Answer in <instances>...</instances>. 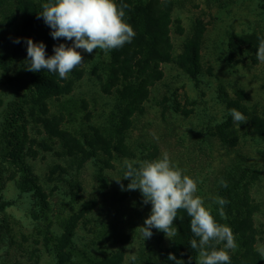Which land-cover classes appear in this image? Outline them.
<instances>
[{"label":"rangeland","instance_id":"1","mask_svg":"<svg viewBox=\"0 0 264 264\" xmlns=\"http://www.w3.org/2000/svg\"><path fill=\"white\" fill-rule=\"evenodd\" d=\"M173 2L171 41L175 55L180 53L183 41L192 35L195 27L204 29L200 50L201 74L195 82L175 65H162L163 79L151 89L143 114L134 118L125 133V143L133 153V159L114 153L110 160L101 156L104 164L90 162L82 166L84 168H77L81 164L78 166L76 159L67 157L55 140L50 142L51 151L38 150L35 159L28 153V144L21 146L22 136L18 140L12 138L10 143L0 141V146L14 150L18 156L14 164H10L7 158H3L4 164H0L2 179L15 176L5 182L1 190L3 197L11 199L13 205L0 212V220L15 221L28 229L37 226L31 213L35 202L33 192L18 198V183L25 178L20 170L25 166H30L46 193L63 195L62 199L59 198L63 202L51 197L54 200L47 215L54 228L67 217L69 185H78L85 200H96L93 213L86 216L87 220H80L75 230L72 260L76 264L98 263L104 252L113 250L124 253L122 264H133L130 254L137 256L135 264H160L157 242L160 231L153 228L151 238L144 240L138 229L150 215L151 205L143 203L139 190H127L130 181L123 178L125 160H153L164 152L175 165L185 170L186 175L197 181V195L204 199V206L210 207L212 214H218L219 206L214 200L220 197L221 179L227 182L243 171L257 173L250 194L259 206L254 219L262 237L258 249L264 257V134H257L260 129L264 131V62L257 60L256 51L245 48L229 58V44L234 37L251 33L264 37V0ZM2 3L1 6L8 11H0V18L4 14L11 13L12 16L9 0ZM4 23L2 21L0 32L12 31ZM14 24L16 26L17 21ZM179 28L181 34H178ZM3 50L4 46L0 48V55ZM78 51L83 56L84 75L75 82L69 94L49 101L50 113L63 115L61 127L67 131L81 133L92 125L113 135L117 126L118 100L113 95H104L100 88L109 53L100 49L91 54ZM22 61H25L24 56L11 65V75L17 70L23 72ZM20 93L6 83L0 69V130L7 129L5 120L11 114L10 105L21 99ZM233 108L247 118L246 123L233 121L228 111ZM26 127L30 138L37 141L48 138L43 132L37 134L33 124ZM32 149L37 147L32 145ZM106 163L111 164V168H107ZM99 166L102 171L97 170ZM63 170L67 175L62 174ZM102 177L105 180L102 181ZM34 205L40 214L36 202ZM124 236L130 239L121 244L122 238L119 239Z\"/></svg>","mask_w":264,"mask_h":264},{"label":"trees","instance_id":"2","mask_svg":"<svg viewBox=\"0 0 264 264\" xmlns=\"http://www.w3.org/2000/svg\"><path fill=\"white\" fill-rule=\"evenodd\" d=\"M3 1L0 0L1 13L8 11L6 7L1 6ZM9 2L13 14L12 16L11 13L7 16L4 14L0 18V26L4 21L3 25L12 28V31L0 32V48L2 46L5 48L0 55V69L6 77V83L21 91L20 98L23 100L11 103V114L5 120L7 129L0 130V141L3 143V140H6L10 143L12 138L18 140L19 136H22L21 146L28 144L27 150L32 159L36 158L38 150L51 151L52 140L60 143L67 157L76 159L78 166L81 164L77 168H84L82 166L90 162L104 164L101 156H107L110 160L114 153L133 159L134 155L125 143V133L131 128L134 118L143 114L144 104L149 101L151 89L163 79L162 65L173 64L190 79L198 82V76L201 74L200 50L204 29L195 25L192 35L183 41L180 53L175 55L171 41L173 0H116L118 6L127 5L124 8V19L135 32L131 43L109 52L105 78L98 76L101 92L104 95H113L118 100L117 126L113 135L92 125L81 133L67 131L61 127L63 115L50 113L49 101L69 94L75 82L83 77L84 70L79 65L69 73L67 79H61L58 74L49 73L47 70L28 71L25 40L42 42L47 56L53 55V48L60 43L71 46L72 42L63 38L53 40L50 35L52 29L43 23L42 18H38L42 12L41 5L47 0ZM177 31L178 34L182 33L180 28ZM17 39L20 40L19 43L14 42ZM261 40H264V37L255 33L234 37L229 44V58L232 59L233 54L240 53L243 48L257 51ZM23 56L25 57L21 64L23 72L17 70L11 75L12 72L9 71L11 65ZM29 123L36 127L37 134L43 132L48 138L39 141L30 138L26 127ZM11 127L15 128L11 130ZM257 134L263 136L264 131L260 129ZM32 145L37 149L33 150ZM3 158H7L10 164L18 161L14 150H6L4 146H0V164H4ZM105 165L111 168V164ZM97 170L102 171L103 168L99 166ZM20 171L25 178L18 183V198L24 193L33 192V199L39 207L40 214H37L34 202L31 213L34 216L32 220L36 221L37 226L33 229H28L15 221L0 220V264H76L72 260L75 230L80 220H87L86 216L93 213L97 206L96 200H85L78 185H74L75 187L69 185L67 217L54 228L47 214L54 200L52 198L63 202L64 200H60L63 195L59 192L51 196L46 193L30 166H25ZM62 174L67 175V172L63 170ZM250 175L251 177H248ZM256 175L257 173L249 174L243 171L241 175L227 181L226 188L219 189V196L228 201L224 206L227 220H221L218 214L212 215L218 223L227 224L235 236L238 248L229 251L231 264H264V257L258 249L262 237L254 219V213L259 211V206L253 202L250 194ZM14 177V175H9L5 179L0 177V212L13 205L11 199L3 197L1 190L5 182ZM65 198L68 199L67 196ZM233 201L235 203H232ZM173 226L178 230L175 237L169 239L160 232L157 238L160 264H177L168 259L170 253L180 260L179 264H194L198 251L190 247V240L195 237L190 231V217L185 210L178 211ZM121 238V244L130 239L124 236L119 240ZM217 248H223V244ZM101 257L102 260L94 264H122L124 261V253L119 250L106 251Z\"/></svg>","mask_w":264,"mask_h":264},{"label":"clouds","instance_id":"3","mask_svg":"<svg viewBox=\"0 0 264 264\" xmlns=\"http://www.w3.org/2000/svg\"><path fill=\"white\" fill-rule=\"evenodd\" d=\"M118 6L116 0H47L41 5L42 12L38 18L52 29L53 40L63 38L71 41V46L60 43L53 48V55L47 56L45 45L26 39L27 70L58 74L67 79L76 67L84 63L83 56L77 49L91 54L100 49L107 54L131 43L135 32L125 22L124 8ZM19 43L20 40L14 41ZM256 58L264 62V40L259 42ZM229 115L237 124L246 123V117L236 109H229ZM126 172L123 179L130 183L127 190H139L144 204L151 205L150 215L138 227L144 240L151 238L152 229L163 232L171 239L178 234L174 227L179 210L183 209L190 217V231L195 237L190 240V247L198 251L197 264H231L229 251L237 248L235 236L227 224L218 223L212 215L210 207L204 206V199L197 195L198 183L185 170L175 165L167 152L153 160H125ZM119 182V181H117ZM221 187L227 182L220 180ZM123 187V186H122ZM218 215L227 220L224 206L228 201L216 197ZM223 244V248H217ZM135 264L137 256L130 254ZM169 260L177 262L171 253Z\"/></svg>","mask_w":264,"mask_h":264}]
</instances>
